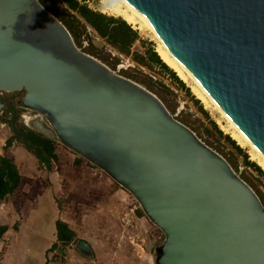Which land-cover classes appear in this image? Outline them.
<instances>
[{"label": "water", "instance_id": "obj_1", "mask_svg": "<svg viewBox=\"0 0 264 264\" xmlns=\"http://www.w3.org/2000/svg\"><path fill=\"white\" fill-rule=\"evenodd\" d=\"M123 1L264 156V0ZM3 92L22 95L14 105ZM15 106L135 198L164 236L155 264H264L254 191L153 93L82 52L38 0H0V112L19 133Z\"/></svg>", "mask_w": 264, "mask_h": 264}, {"label": "rangeland", "instance_id": "obj_2", "mask_svg": "<svg viewBox=\"0 0 264 264\" xmlns=\"http://www.w3.org/2000/svg\"><path fill=\"white\" fill-rule=\"evenodd\" d=\"M79 1L84 2L94 11L107 14L103 12V0ZM133 29L138 32L140 40L132 45L131 52L143 53L149 45L154 50L157 49L158 39L150 30L146 27L142 29L133 27ZM87 31L99 54L108 53L111 57L119 59V63L112 71L121 75L122 70H127L137 79L146 81L151 79L150 86L140 85L153 93L175 120L189 128L203 144L223 157L233 171L254 191L264 207V175L258 174L252 167L247 166L241 153L224 138V135L231 137L222 130V125L226 122L212 107L203 104L185 82L190 95L185 88L178 86L170 75L158 66L154 64L148 68L139 66L131 57L121 55L107 45L88 26ZM85 46L87 43L82 38V45L79 49H84ZM1 95L5 100L11 99L15 105L22 94L3 92ZM201 108L207 115L202 112ZM15 110V127L22 130L32 129L30 121L38 118L36 114L17 106ZM10 118L11 112L3 108L0 112V155L9 156L17 168H20L18 172L22 173L20 176L23 182L11 195L0 202V211L5 210L6 215L7 210H12L15 214L14 209L20 202H25L35 195L43 196L44 194L45 199H52L53 204L71 218L72 225L78 227L79 222H87L90 231H83L80 236L88 237L92 252L94 251V255L99 256L100 264H155L154 250L162 243L164 236L144 213H137L140 207L135 198L112 180L109 181V185H106L102 179L107 180L109 178L107 174L67 149L56 138L53 139L56 142L57 159L51 162L49 169L40 165L33 151L12 132L9 124ZM211 121L216 124L222 135L218 134L211 125ZM240 148L249 161L255 162L251 159L248 148ZM76 160H78L77 163ZM70 164L76 168H72ZM84 164L91 169L89 171L81 169L80 167ZM79 165L82 166L78 167ZM68 166L71 169L68 170ZM91 172H96L99 177L90 174ZM92 192H98V194L92 195ZM106 192H113L114 197H106L104 195ZM73 243L75 244L76 241ZM55 262L59 264V261Z\"/></svg>", "mask_w": 264, "mask_h": 264}, {"label": "trees", "instance_id": "obj_3", "mask_svg": "<svg viewBox=\"0 0 264 264\" xmlns=\"http://www.w3.org/2000/svg\"><path fill=\"white\" fill-rule=\"evenodd\" d=\"M38 1L46 11L56 17L65 26L78 48H81L82 38H84L87 46H85L84 49H81L82 52L97 58L111 70L115 69L119 63V59L114 56L111 57L108 53L105 55L99 54L98 49L89 37L87 26L90 27L97 37L102 39L107 45L112 47L119 54L131 57L139 66L148 68L151 64H154L166 71L171 79L178 86L185 88L188 95H190L184 82H182L177 74L165 62H163L151 45H149L143 53L131 52L132 45L140 40V37L138 32L121 17H114L94 11L84 2L79 0ZM121 75L135 81L136 83L150 86L151 79H148V81L137 79L127 70H122ZM194 100L195 102H198V100ZM202 112L207 115L204 110H202ZM210 123L216 129L218 134L222 135V132L217 128L216 124L213 121ZM22 131H24L25 134L24 136L27 147L33 151L39 164L49 169L51 162L57 159L55 154V140L32 129H25ZM224 138L230 142L239 153H241L247 166L252 167L258 174L264 175V170L262 171V168L256 162H251L247 159V155L243 153L240 148L241 146L239 147L235 140L228 135H224ZM77 161L78 160H76V163ZM20 181L21 176L13 160L9 156L0 155V202L14 192L19 186ZM138 211L139 212L137 213H143L141 209ZM55 227L57 240L60 245L65 246L71 242L77 241L75 232L68 227L67 223L57 220ZM6 230L7 226L0 224V236H2Z\"/></svg>", "mask_w": 264, "mask_h": 264}, {"label": "crops", "instance_id": "obj_4", "mask_svg": "<svg viewBox=\"0 0 264 264\" xmlns=\"http://www.w3.org/2000/svg\"><path fill=\"white\" fill-rule=\"evenodd\" d=\"M80 166L82 165L78 167ZM71 167L76 168L74 165ZM71 167L68 166V170ZM80 168L88 171L91 169L85 164ZM17 169L19 171L20 168ZM90 174L97 176L96 172ZM108 179H102L106 185L112 180L110 177ZM22 182L21 178L20 184ZM113 192H106L104 195L113 198ZM97 194L98 192H92V195ZM42 195L38 194L25 202H20L14 209L15 214L12 210H7L6 215L5 210L0 211V224L7 226L6 232L0 236V264H57L55 261H59V264H100L99 256L92 252L88 237L80 236L83 231H90L87 222H79L78 227L72 225L71 218L61 212L57 205L53 204L52 199H45L44 194ZM4 205L3 202L2 206ZM57 220L67 223L68 227L78 235L75 244L71 242L65 246L60 245L56 236ZM78 230L81 231L78 233ZM79 241L85 242L89 247L88 250L80 246Z\"/></svg>", "mask_w": 264, "mask_h": 264}, {"label": "bare ground", "instance_id": "obj_5", "mask_svg": "<svg viewBox=\"0 0 264 264\" xmlns=\"http://www.w3.org/2000/svg\"><path fill=\"white\" fill-rule=\"evenodd\" d=\"M104 10L103 12L118 16L124 19L128 24L142 29L146 27L150 30L154 36L158 39V46L156 52L161 57L163 62H165L176 74L177 76L185 82L192 90L194 95L202 101L206 106L212 107L223 120L226 122L222 125V130L226 134H229L241 147H246L249 149L250 157L264 170V156L259 150H257L250 141L241 133V131L232 123V121L226 116V114L217 106L213 99L207 94L203 87H201L195 80L190 76V74L185 70L180 62L171 54V52L166 48L164 43L156 35V33L143 21V19L137 15L133 9L128 6L123 0H103Z\"/></svg>", "mask_w": 264, "mask_h": 264}, {"label": "flooded vegetation", "instance_id": "obj_6", "mask_svg": "<svg viewBox=\"0 0 264 264\" xmlns=\"http://www.w3.org/2000/svg\"><path fill=\"white\" fill-rule=\"evenodd\" d=\"M11 100V99H10ZM37 116V115H36ZM38 117V116H37ZM10 122V121H9ZM10 124V123H9ZM19 133H15L18 138L21 139V142L23 143V140H25V134L24 131L18 129ZM26 142V141H25Z\"/></svg>", "mask_w": 264, "mask_h": 264}]
</instances>
